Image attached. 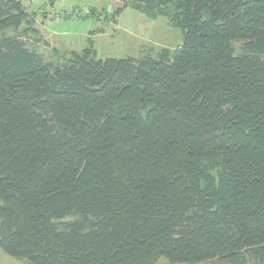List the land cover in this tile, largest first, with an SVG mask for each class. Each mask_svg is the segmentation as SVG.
Returning <instances> with one entry per match:
<instances>
[{
    "label": "trees",
    "instance_id": "obj_1",
    "mask_svg": "<svg viewBox=\"0 0 264 264\" xmlns=\"http://www.w3.org/2000/svg\"><path fill=\"white\" fill-rule=\"evenodd\" d=\"M176 48L45 60L0 0V249L28 264H264V0H120ZM60 53V55H59Z\"/></svg>",
    "mask_w": 264,
    "mask_h": 264
},
{
    "label": "rangeland",
    "instance_id": "obj_2",
    "mask_svg": "<svg viewBox=\"0 0 264 264\" xmlns=\"http://www.w3.org/2000/svg\"><path fill=\"white\" fill-rule=\"evenodd\" d=\"M33 15L18 26L5 30V34L20 33L27 45L45 60H56L58 52H81L92 45L96 57H138L162 47L176 48L182 36L178 28L160 14L150 15L132 7L115 10L120 0H20ZM60 55V53H59ZM58 60V59H57ZM0 264H28L11 257L0 249ZM156 264H186L170 262L162 257ZM197 264H226L211 260ZM241 264H258L255 260Z\"/></svg>",
    "mask_w": 264,
    "mask_h": 264
}]
</instances>
